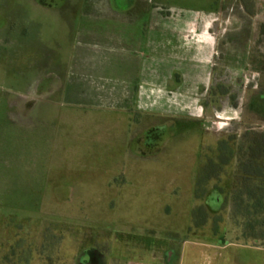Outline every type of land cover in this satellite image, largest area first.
<instances>
[{
    "label": "rangeland",
    "instance_id": "rangeland-1",
    "mask_svg": "<svg viewBox=\"0 0 264 264\" xmlns=\"http://www.w3.org/2000/svg\"><path fill=\"white\" fill-rule=\"evenodd\" d=\"M61 2L74 23L80 1ZM10 3L0 0V264H264L230 203L237 144L249 128L264 132V79L229 76L232 108L204 123L199 108H77L60 97L11 115L7 99L24 87L11 75L24 67L3 57L17 56L23 24L20 10L3 13ZM232 136L233 155L220 150ZM222 154L230 162L197 194Z\"/></svg>",
    "mask_w": 264,
    "mask_h": 264
},
{
    "label": "crops",
    "instance_id": "crops-1",
    "mask_svg": "<svg viewBox=\"0 0 264 264\" xmlns=\"http://www.w3.org/2000/svg\"><path fill=\"white\" fill-rule=\"evenodd\" d=\"M7 1L3 13L23 19L17 56L3 51L24 67L11 75L24 82L7 99L11 115L60 97L77 108H199L204 123L232 108L231 93L204 103L212 87L264 79V0H79L74 23L61 0Z\"/></svg>",
    "mask_w": 264,
    "mask_h": 264
},
{
    "label": "trees",
    "instance_id": "trees-1",
    "mask_svg": "<svg viewBox=\"0 0 264 264\" xmlns=\"http://www.w3.org/2000/svg\"><path fill=\"white\" fill-rule=\"evenodd\" d=\"M221 86H225V89L215 96L230 94V86L220 83L210 89L211 96ZM235 140V136L230 141L223 140L220 150L229 151L233 155L234 150H230L229 143ZM235 152L239 175L230 192L231 215L239 221L246 239L260 240L264 245V132L247 129ZM229 162L230 157L226 154L221 155L219 163L210 160L209 166L202 171V178H198L196 193L202 191L201 185L205 179L218 176L220 165Z\"/></svg>",
    "mask_w": 264,
    "mask_h": 264
}]
</instances>
